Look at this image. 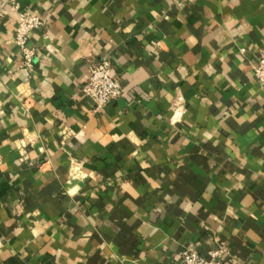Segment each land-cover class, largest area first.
Instances as JSON below:
<instances>
[{"label":"crops","instance_id":"crops-1","mask_svg":"<svg viewBox=\"0 0 264 264\" xmlns=\"http://www.w3.org/2000/svg\"><path fill=\"white\" fill-rule=\"evenodd\" d=\"M263 50L264 0H0V264H264Z\"/></svg>","mask_w":264,"mask_h":264},{"label":"built area","instance_id":"built-area-1","mask_svg":"<svg viewBox=\"0 0 264 264\" xmlns=\"http://www.w3.org/2000/svg\"><path fill=\"white\" fill-rule=\"evenodd\" d=\"M44 26L45 21L31 11L19 13L16 44L22 52L24 68L30 72L34 70L35 60L39 55L38 50L29 45L30 34L41 30ZM114 72V66L110 58L102 59L91 68L83 93L85 97L95 103L97 110L108 107L126 94ZM254 74L261 90L264 91V50L259 54V61L254 69ZM226 255L227 252L224 247L214 250L209 259L195 252H185L182 256L181 264H223Z\"/></svg>","mask_w":264,"mask_h":264}]
</instances>
